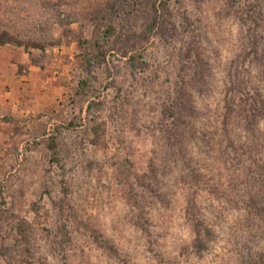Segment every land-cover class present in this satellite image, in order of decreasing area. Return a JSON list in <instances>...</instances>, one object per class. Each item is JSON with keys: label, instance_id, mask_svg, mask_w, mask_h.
<instances>
[{"label": "rangeland", "instance_id": "374dc122", "mask_svg": "<svg viewBox=\"0 0 264 264\" xmlns=\"http://www.w3.org/2000/svg\"><path fill=\"white\" fill-rule=\"evenodd\" d=\"M0 22L56 42L0 45V264H232L264 248V153L244 144L264 140V116L247 121L264 0H0Z\"/></svg>", "mask_w": 264, "mask_h": 264}, {"label": "trees", "instance_id": "16d2710c", "mask_svg": "<svg viewBox=\"0 0 264 264\" xmlns=\"http://www.w3.org/2000/svg\"><path fill=\"white\" fill-rule=\"evenodd\" d=\"M162 6H166L165 3H161ZM235 12L240 15L241 17H248L254 20L252 16L247 13L246 9L243 6L237 5L236 2L233 4ZM237 5V6H236ZM57 18L58 21H60L62 24H70L73 22V20L68 16L66 17L65 15L62 14V12L59 11L57 13ZM110 28L109 32H114V26L110 25L108 26ZM35 33L33 36H29L28 38L26 36H23V34L19 31L16 30L12 25L10 26L9 24H4L3 22H0V45H6V44H12L15 46H21L24 47L25 49H31V48H38L41 49L43 52L46 51L48 45H54L56 42L54 40L53 36H43ZM52 37V38H51ZM97 59L95 55L93 56H88L87 60L89 64H94ZM258 106V105H257ZM169 108V114H172L173 117L176 119V112L171 108ZM258 115H263L264 116V100L263 104L258 106L257 112L255 115L252 116V114L249 115L247 118V121L249 122V125L251 128L255 127V124L258 122ZM253 138V136H252ZM245 144V151L253 150L255 152H259L261 154L264 153V140H247ZM50 149L56 153L57 150V145H56V140H53V142L50 144ZM129 199L131 202H135L134 198L132 197V193L129 192ZM248 206V204H247ZM250 207V206H249ZM260 213L263 215L264 214V207L261 208ZM83 221V220H82ZM85 226L91 231L92 236L94 237L95 241L101 245L102 247L110 250L117 252L118 250L115 248L114 244H112L107 238L103 236V234L95 228L90 222L85 221ZM196 238L194 239V249L197 250L200 254H203L206 250L210 248V240L212 237H208L207 239H204L202 237V232L201 229L199 228L197 231ZM208 234L211 236L212 235V230L208 228ZM214 235V233H213ZM206 237V236H205ZM250 239H259V236L257 233L250 234L248 236V240ZM260 247V248H259ZM235 262L232 264H264V248L263 245H259V241L257 243L253 244H248L243 247H239L236 249L235 253Z\"/></svg>", "mask_w": 264, "mask_h": 264}]
</instances>
